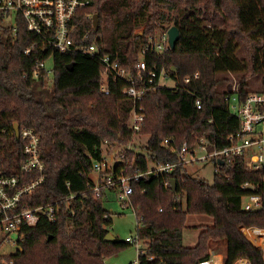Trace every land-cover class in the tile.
Wrapping results in <instances>:
<instances>
[{
    "label": "trees",
    "instance_id": "obj_1",
    "mask_svg": "<svg viewBox=\"0 0 264 264\" xmlns=\"http://www.w3.org/2000/svg\"><path fill=\"white\" fill-rule=\"evenodd\" d=\"M73 24L75 44L90 33L83 44L94 42L98 54H59L49 46L41 50V39L26 30L24 21L16 20L15 31L0 23V171L18 176L21 184L38 177L19 173L23 143L14 125L33 130L40 139L43 182L20 205L59 207L54 222L41 219L21 229L15 264H104L131 246L117 238L105 241L111 215L92 192V166L101 161L104 145H133L128 125L132 102L123 94L127 82L108 74V94L101 92V55L115 59L127 77L135 78L147 37L170 27L179 31L173 51L145 54L144 76L164 71L174 87L159 85L144 96L139 136L146 141L124 152V163L114 166V178L147 172L153 163H175L176 155L161 146L166 138H172L176 148L183 142L193 146L199 138L217 148L229 145L238 121L220 102L231 83L235 81L240 100L251 93L254 78H260L258 93H264V0H90L77 11ZM33 44L36 48L25 55ZM50 57L49 84L45 72L37 78L32 74L37 63ZM195 72L199 79L184 83ZM196 99L200 110L194 106ZM210 163L211 184L185 166L130 182L129 207L146 239L139 264H197L209 260L210 250L219 243L224 246L222 264L239 259L264 264L261 249L243 233L248 228L264 230V168L247 171L243 157ZM245 184L249 187L243 188ZM250 195L260 197L259 210H243L242 200ZM191 216L209 218L212 224L188 227ZM190 228L198 234L195 245L187 247L182 237Z\"/></svg>",
    "mask_w": 264,
    "mask_h": 264
},
{
    "label": "built area",
    "instance_id": "obj_2",
    "mask_svg": "<svg viewBox=\"0 0 264 264\" xmlns=\"http://www.w3.org/2000/svg\"><path fill=\"white\" fill-rule=\"evenodd\" d=\"M90 0H0V23H6L16 30V20L24 21L26 30L39 37L42 41L41 50L49 46L59 54L79 52L81 54H98L97 46L94 42L89 45L83 42L89 39L90 33H86L81 42L75 44L74 35L76 26L73 20L77 11L89 4ZM36 48L35 44L26 48L23 53L29 55ZM167 32H159L154 36H148L146 43L139 50L140 61L135 66V78L127 77L115 59L109 55L99 57L103 67L101 92L105 95L107 91V77L112 74L114 78L123 79L127 82L123 89V94L132 102V109L129 115L128 125L133 136H139L144 123V109L140 106L144 96L154 91L157 86L164 85L162 81L169 82L174 87V82L164 71H160L156 76L154 71H150L145 77L146 64L144 61L147 52L163 54L169 50ZM46 62L41 61L36 64L32 77L37 78L39 72L46 73L48 83H51L47 71ZM199 79V73L195 72L191 76L184 78V83L189 84ZM166 86V85H164ZM223 103L228 111L236 117L238 121V131L228 140L229 145L223 148H217L215 144L205 138H199L193 146L183 142L180 147L173 146V139L166 138L161 146L172 154L176 155V162L172 164L153 163L147 172H136L134 175H120L113 177L114 166L118 163H124V152L130 150V144L119 148L112 160L107 161L102 153V159L95 162L92 166V173L95 176L92 192L96 199L101 198L104 189H120L119 201L125 204L129 201L132 194L130 182L140 181L148 175L158 176L161 174H170L177 166H188L196 162L207 163L210 161L229 160L235 157L244 158V166L247 171L258 172L264 168V93H249L243 100L239 98V92L236 85L230 86V93L224 97ZM195 108L201 109V101L196 99ZM23 143L21 151L22 159L19 163V173L22 175L37 174V178L29 183H20L18 176H8L0 171V264H15L14 252L9 250L17 247L20 238V231L24 227H32L41 219L54 222L55 215L59 207L55 203L40 205L36 207H25L20 201L24 196L32 192L43 182V162L39 158V136L31 129L23 128L19 130V137ZM112 145L105 144L103 152L108 154L110 149L114 150ZM116 148V149H117ZM113 153H115L113 151ZM198 153H203V157H197ZM110 154V152H109ZM108 154V155H109ZM249 185H243L248 188ZM129 203V202H128ZM242 208L246 212L257 211L261 208L260 197L250 195L242 200ZM244 235L249 241H260L264 237L263 231L257 228H248L243 230ZM143 231L140 226L136 227L132 237L125 239V243L134 245L138 254L144 255L146 248V239L142 237ZM11 235H16L17 239L11 241ZM254 244V243H253ZM10 246V247H8ZM264 260V241L259 246ZM148 261L151 258H147ZM132 264H139L135 261ZM197 264H211L210 260H203ZM234 264H250L245 259H239Z\"/></svg>",
    "mask_w": 264,
    "mask_h": 264
},
{
    "label": "rangeland",
    "instance_id": "obj_3",
    "mask_svg": "<svg viewBox=\"0 0 264 264\" xmlns=\"http://www.w3.org/2000/svg\"><path fill=\"white\" fill-rule=\"evenodd\" d=\"M46 68L47 71H50V78L53 79V59L50 57L46 61ZM162 83L166 86H170L171 84L169 82ZM235 84V81L232 83ZM250 92H261V81L260 78H254L250 82ZM230 88V87H229ZM132 136V142L133 145H131V149H133L134 145L140 146L146 141V137L143 136ZM117 148V146H116ZM114 147V150L110 149L108 151V154L103 152V156L107 159V161L112 160V156L116 154L117 150ZM104 149V147H103ZM113 151L115 153H113ZM203 153H198L197 157H203ZM126 163V162H125ZM149 167H152V164L149 165ZM186 171L188 173H195L198 177L205 179L208 183L213 182L214 178V169L213 165L210 162L203 163V162H196L193 164H190L185 167ZM92 177H95L94 174H92ZM120 193V189L116 188L114 190L111 189H104L101 195V203L103 206V209L110 213L112 224L109 228V234L113 238H117L121 242H125V239L128 237H132L135 233L136 227L139 226L136 220V217L133 213V210L129 207L128 201H126L125 204H122L121 201H119L118 196ZM160 212V211H159ZM200 224L205 225H211V219L206 217H198V216H191L187 218V225L188 227H199ZM197 234L198 231L190 228L189 230H185L183 233V244L187 247L194 246L197 240ZM1 236V234H0ZM11 241H15L17 239L16 235L10 236ZM262 241H264V237L261 238L260 241H251L252 243L261 246ZM10 247V246H8ZM259 248V247H258ZM16 250V247H12L9 251L14 252ZM210 258L211 264H222V258L224 256V246L222 244L213 245V248L210 250ZM138 251L134 245L128 246L125 249L120 250L116 254L111 255L107 259H105L104 264H131L138 260Z\"/></svg>",
    "mask_w": 264,
    "mask_h": 264
},
{
    "label": "water",
    "instance_id": "obj_4",
    "mask_svg": "<svg viewBox=\"0 0 264 264\" xmlns=\"http://www.w3.org/2000/svg\"><path fill=\"white\" fill-rule=\"evenodd\" d=\"M92 26H93L94 30H97V17H96V15H94L92 17ZM167 36H168L169 48H170L171 51H173L175 49L176 43L179 40V31H178V29L176 27H170L167 30ZM14 132H15L16 137H19V128H18L17 125H14ZM219 165H222V163H219ZM171 188H172L173 191L175 190V181L174 180L171 181ZM49 239L50 238H48V240ZM112 240H114V238L110 234H107V236L105 238V241L106 242H110Z\"/></svg>",
    "mask_w": 264,
    "mask_h": 264
},
{
    "label": "crops",
    "instance_id": "obj_5",
    "mask_svg": "<svg viewBox=\"0 0 264 264\" xmlns=\"http://www.w3.org/2000/svg\"><path fill=\"white\" fill-rule=\"evenodd\" d=\"M261 231H263V233H264V230H261ZM264 235V234H263ZM256 247H259V245H256V244H254Z\"/></svg>",
    "mask_w": 264,
    "mask_h": 264
}]
</instances>
